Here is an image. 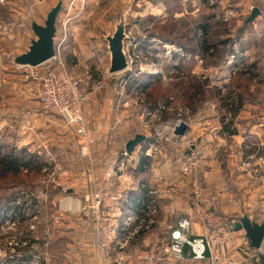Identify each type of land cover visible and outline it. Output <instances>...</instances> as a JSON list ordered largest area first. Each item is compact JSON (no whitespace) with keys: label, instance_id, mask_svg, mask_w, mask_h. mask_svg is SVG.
<instances>
[{"label":"rangeland","instance_id":"obj_1","mask_svg":"<svg viewBox=\"0 0 264 264\" xmlns=\"http://www.w3.org/2000/svg\"><path fill=\"white\" fill-rule=\"evenodd\" d=\"M58 1L0 0V146L15 147L17 150L26 148L28 152L36 155L37 161L46 163L41 170H37L35 167L29 173H27L28 170H22L18 180H27L28 184L20 182L19 185H10L5 189H0V196L13 191L18 192L19 195H22L23 192L28 193L25 198L16 197L14 200L15 204L26 202L28 207L23 217L18 215L17 218L11 220L13 210L0 211V264H12L11 260L16 261L15 264H35V262L27 263L24 260L27 257L21 255L17 249L19 237L25 230H31V238L37 240L32 245L34 253L31 258L37 254L45 260V264H71V252L79 250L85 262L88 260L84 257L86 255L92 264H96V262L102 264L101 260L100 262L97 260L96 236L74 229L75 226L84 228L85 225L91 227L96 224L92 217L84 214V210L86 212L88 210L87 197H93L96 193L103 194L96 188L98 179L94 182H86V175L89 176V171L93 172V169L89 168L91 167L90 161L77 153L78 138L75 132H65L62 126L64 122L61 121L60 116L46 110L42 103L33 96L30 87L32 78H27L31 75V70L25 71L26 68H20L14 62L15 57L26 52L31 40L36 38L31 29L32 20L44 24L48 13L57 5ZM257 1L211 0V4L217 5L216 12H220L219 15L230 22L227 25L231 31L229 34H236L237 29L250 15L251 8L258 7L261 11L264 9V5L258 4ZM168 2L169 6L156 0H63V7L56 24L57 55L66 62L69 70L75 76L84 81V86L90 90L94 87V83L104 79L108 72L110 57L106 36L114 33L122 15H125L128 35L125 41L126 51L127 55H132L135 60L133 65L129 66V69L130 67L132 69L106 77L104 88L97 91L101 93L98 95L101 102V99L105 101L107 98L105 110L111 111L113 105L119 101H136L144 98V95H140L137 91L133 95L127 90L125 77L126 74L130 78L135 77L138 75L140 67L145 68L149 61L155 63L158 68L157 74L166 86H171L183 79V86L188 87L192 84L199 65L203 66L207 76L216 79L215 73H219L218 68L224 65V62H218V59L213 55L202 57L199 51L193 52L173 42L161 41L157 35L151 39V43L149 42V47L152 50H147L145 53L139 49V44L136 42L138 37H147L151 30H154L155 34H159L158 26L167 24L170 29L173 26L177 30L179 29L180 34L185 35V38L190 41V45H195L194 35L197 42L201 30L198 32L195 27L198 20L209 12L208 9L201 7V0H168ZM150 17L154 18L151 23H148L147 20ZM263 29V25L257 24V19L249 23L244 33L245 36L241 39L242 44L237 45V49H235L244 52V47H246L247 53L253 54L252 60L249 58L248 62L255 60L259 62L264 58ZM221 37L223 36H218V38ZM215 38L216 36L213 37L214 40H216ZM172 45L182 48L186 56H181V52L173 54V56L169 55L167 51ZM53 62L54 58L34 67L33 71L40 70ZM181 64L184 65L183 72L177 69ZM230 81L231 79L227 83ZM224 91L227 93L226 88ZM245 100L249 101L248 98ZM186 103L184 96L173 99V105L176 106L178 113H183L186 108L191 109ZM215 108L220 109L219 114L223 113L224 120L230 119V112L219 100V97H212V100L202 102L197 110L206 112ZM121 110L124 111L125 116H135L136 119L133 128L125 124L126 132L135 129L137 135L149 132L150 128L153 129L152 126H156L157 116L151 117L145 113L146 109L141 102L139 105L131 103V107L123 106ZM190 114V117L194 116L192 112ZM148 117L150 118L147 119ZM180 117L182 115H179L174 121H178ZM145 121H149V123L143 125ZM104 141L109 148V139ZM118 145L120 144L114 145L115 149L111 150L112 154L123 147V144L119 147ZM176 148L187 150V148L181 149L178 146ZM105 155L104 160H108L109 154L106 152ZM221 155H224L223 151L218 154V157ZM12 178L15 176L8 179ZM193 200L199 207L197 200L190 196V201L193 202ZM59 212L64 213L65 217L62 222L56 223L55 217L59 215ZM4 215L6 220L3 218ZM216 216L219 218L221 226L231 220L219 214ZM21 218H25L24 221H20ZM224 230L225 227L208 234V237L215 240V249L220 253V256L223 251L216 241H221ZM84 235L89 239L83 244ZM149 236L153 239L150 241L151 244L160 241L157 240V237L165 239L167 234L154 232ZM137 238L135 237L130 244L126 256L130 257L131 246L137 245L138 251H142L143 254L150 247L149 244L140 248V241ZM236 239L242 241V236L237 237L236 235ZM229 247L231 248V245ZM228 250L232 252L231 249L228 248ZM107 253L114 257L115 251Z\"/></svg>","mask_w":264,"mask_h":264},{"label":"crops","instance_id":"obj_2","mask_svg":"<svg viewBox=\"0 0 264 264\" xmlns=\"http://www.w3.org/2000/svg\"><path fill=\"white\" fill-rule=\"evenodd\" d=\"M258 1L264 5V0ZM257 24L264 26V9H262V14L257 18ZM241 44L242 40L239 42V45ZM236 51L238 52L237 60L234 64L238 63L237 67L242 66L239 65L242 63L241 59L247 60V62L249 58L252 60L253 54H248L246 47H244V52ZM263 60L259 61L257 67L253 70L258 75L250 83V91L257 92L258 102L253 103L245 100L240 111L235 116L233 115L230 119L226 120L222 118L223 113L222 115L219 114L220 109L217 110L216 108L206 112H200L196 109L193 112L194 116L188 119L186 134L196 136L198 138V146L209 144L212 147L227 150L226 152L223 150L224 155L218 158L208 159L196 174L188 177H182L179 174L177 165L173 161V157L181 151H185V149H182V147H179L182 150L176 148L177 145L173 142H164L156 134L157 128L160 126L163 128L164 134L168 136L175 134V130L173 132L172 129L174 121L157 123L155 124L156 126H152L153 133L152 131L142 133L149 142L145 152L149 158V162L143 173L137 174L133 172L138 164L139 154L143 151V146L140 144L129 157L128 166L124 170H115L109 176L108 172L112 170L113 161L120 157L121 153L126 150L127 142L134 138L137 133L135 129L134 131L126 132L125 129L127 128L125 124L133 128L136 119L134 118L135 116L130 115L127 117L123 114L124 111L121 110L123 104L120 101L113 105L112 108L110 107L111 111L105 110L107 98H105V101L101 99V102L98 98V95L101 93L93 92L91 100L84 109V113L91 120L92 126L99 131V141L93 147L92 157L88 160L91 166L89 168L93 169V172L91 171V173L88 170L89 176L86 175L85 180L89 183L98 179L96 188L104 194L102 204L103 219L99 223V226L96 224H93L91 227L85 225L84 228L75 226L76 228L74 229H79L85 234H94L97 242L99 238L105 239L114 226H117L118 232H121L120 225L126 217L141 214L145 207L150 206L157 210L155 214L156 222L152 225L151 229L144 230L138 235L140 248L148 246L150 241L153 240L149 236L150 233L156 232L168 235L170 227L180 215L188 216L192 220V234L200 236L208 235L210 229L206 218L200 214L201 209L196 206L195 201H190V196L194 197L193 188L197 186V183H202L206 186L209 194L216 200L217 204L213 209L215 214H219L226 219L234 218L237 220L244 215H248L252 221L264 223ZM223 62L222 68H218L219 73H215L218 81L208 76L210 77L208 86L223 85L233 78L229 69L236 67L225 66V59ZM195 75L200 80L203 76L207 77L202 65L198 66V71H196ZM99 110L100 112L98 113ZM61 121L63 122V120ZM230 121H232L231 126L227 127L226 125ZM146 123L148 124L149 121H145L143 125H146ZM62 126L65 132L73 131L65 123ZM107 138L109 139V148L104 141ZM116 143L123 144V147L112 154L111 150L115 149L113 147ZM76 149L78 151V148ZM232 151L234 154L231 153ZM106 152L109 154L108 160H104ZM95 171L96 173H94ZM169 185L173 189V193L170 195L165 191V188ZM112 195L117 196L118 199L116 201L111 199L109 196ZM73 208L75 209L76 205ZM236 235L237 237H243L245 236V232L241 231L235 234L234 239L229 243L231 250H236L240 247L241 240L236 239ZM83 237H85L82 241L84 244L89 238H86V235ZM115 237H119V233L115 234ZM161 239L164 238L157 237V240ZM113 247L114 244L111 248ZM130 250L131 254L127 259L128 263L142 264L144 254L142 251H138L137 245L131 246ZM135 250L137 251L136 253L133 252ZM188 252L189 249L186 248L185 253L188 254ZM84 257L88 259L86 264H92L90 258H87L86 255ZM97 260L98 262L101 260L99 249ZM96 264L98 263L96 262ZM201 264H211V262L208 259L206 262H201Z\"/></svg>","mask_w":264,"mask_h":264},{"label":"built area","instance_id":"obj_3","mask_svg":"<svg viewBox=\"0 0 264 264\" xmlns=\"http://www.w3.org/2000/svg\"><path fill=\"white\" fill-rule=\"evenodd\" d=\"M57 45L56 55L52 64L36 71H33L34 67L32 66L19 64H17V66L23 69L26 68L24 69L25 71L31 70V75L27 76V78H32L30 84L31 93L42 103L46 110L58 114L63 122L73 129L78 138L79 155L90 160L92 157V149L99 141V131L92 126L90 120L85 116L84 109L91 100L93 91L97 92L104 88L105 78L109 75L106 74L104 79L95 82L94 87L90 90L88 87L84 86V81L82 79L75 76V74L69 70L66 62L58 57ZM167 52L172 56L180 52L181 56H186L182 48L174 45L168 48ZM128 58L129 64L132 66L135 59H133L132 55H129ZM236 60L237 52L228 54L225 58V66H233ZM130 69H132V67H130ZM157 69L155 63L149 61V63H146L145 68L140 67L138 74L149 73L154 75L158 73ZM239 69L240 67H231L229 71L231 75H233ZM232 95L231 99L237 100V93H233ZM142 101V99H137L136 101L125 100L121 102L123 106L126 107L131 106V103L139 105V102ZM190 112H192L191 109L186 108V110L183 111L185 115L180 112L178 113V116L182 115V117H180L178 121L173 122V132L182 122L188 125V118H190L191 115ZM229 112V116L232 117L233 114L231 111ZM147 113L151 117L157 115L156 111H147ZM156 134L166 142H173L178 147L187 148L186 151L176 154L173 157V161L177 165L178 172L182 177L196 174L208 159L217 158L218 154L223 150H225V152L227 151L226 149L222 150L218 147H212L211 145L198 146V141L195 136H189L187 134H183L182 136L176 134L168 136L164 134L162 126L157 128ZM231 153L234 154L233 151ZM130 156L131 155L124 150L120 157L113 161L112 170L108 172V175L111 176L115 170H124L128 166V159ZM165 191L168 195L173 193V189L170 185L165 188ZM193 195L201 209L200 214L207 220L210 232H216L218 229L225 227L224 232H222L223 238L220 242L216 241L219 243V247L223 251V254L220 256L215 249V240L212 237H208V235L200 236L192 234V220L188 216L180 215L170 227L169 234L164 240L150 244L148 250L144 252L142 264H201V262H206L208 259L211 264H264V244L260 248H252L246 236L242 237L239 248L236 250L233 249L232 252L228 250L229 242L234 239L237 232H241L235 231L234 229L238 220L233 218L227 221L226 224L220 225L219 218L213 211L216 200L209 194L206 186L202 183H197V186L193 188ZM103 197L104 194L96 193L93 197L86 198L89 205L87 212L84 210V214L92 217L97 226H99V223L103 219ZM109 197L115 201L118 199L117 196L113 195ZM202 208H205V210H202ZM156 213L157 210L154 207L147 206L143 209L141 214L126 217L124 222L120 225L121 232H118V227L114 226L105 239L99 238L97 246L100 251L102 264H130L127 261V249L134 238L138 237L142 231L151 229L152 225L156 222ZM64 217V213L59 212V215L55 217V222H62ZM118 233L119 237H115V234ZM113 244L114 247L111 248ZM186 248L189 249L188 254L185 253ZM112 251H115L114 257L107 253ZM24 260L27 263L35 262V264H42V261H45L37 254L30 259L26 258ZM70 263L86 264L79 250L71 252Z\"/></svg>","mask_w":264,"mask_h":264},{"label":"trees","instance_id":"obj_4","mask_svg":"<svg viewBox=\"0 0 264 264\" xmlns=\"http://www.w3.org/2000/svg\"><path fill=\"white\" fill-rule=\"evenodd\" d=\"M156 1L163 2V5L165 4V6L170 5L168 0ZM257 2L258 4H262L260 1ZM201 7L208 9L209 12L203 15L196 24L195 29L197 28L198 32L201 30V34H198L197 42L196 36L194 35V46L189 44L190 41L185 38V35L180 34L179 29L177 30L174 26L170 29L169 25L167 24L158 26L160 31L159 34H155L154 30H151L147 37H138L136 42L139 44V49H142L145 53L147 50H150L151 47H149V42L151 43V39L157 35L161 41L163 40L165 42H173L193 52L199 51V54H201L202 57L213 55V57L218 59V62L224 61L226 55L236 51L235 49L237 45L239 46V42L243 38L249 24H245V21H243V24L237 29L236 34H229L231 31L227 28V25H229L230 22L224 20V18L219 15L220 12H216L217 5L211 4V0H201ZM153 18L154 17H150L147 22L151 23ZM215 32L216 34H214ZM214 36H216V40L213 39ZM218 36L223 37L218 38ZM240 61H242V63L239 64L242 65L241 68L233 74L234 76L229 83H225L223 85L208 86L210 83V77L203 76L201 80L200 78L194 77L192 84H190L188 87L183 86V79L173 83L171 86H166L162 83L159 74L152 75L149 73L138 74L132 78L126 74L125 82L127 85V90L131 94L135 95V91H137V93H140V95H144L141 104L143 105L144 109H146L145 112H157L156 124L173 122L178 117L176 106L173 105V99L178 97L183 98V96L184 100L187 101V106L191 108L192 113L198 109L202 102H206L208 100L210 101L212 100V97H219V100L222 101L226 108L235 116L243 107L245 98H248V100L253 103L258 102L257 92L250 91V83L252 79L258 75L257 72L253 71L257 67L258 60H255L251 63L247 62V60L244 61V59H241ZM237 66L238 63L233 64V67ZM183 68L184 65L181 64L177 69L180 72H183ZM224 88L227 89V93L224 91ZM233 93H237V100L231 99ZM231 123L232 121H230V123L226 126L230 127ZM151 131L153 133V129H151ZM148 144V140L141 144L143 146V151H141L139 154L138 164L136 169L133 171L134 173H143L145 168L148 166L149 158L145 154L146 146ZM45 165V162L37 161L36 155L28 152L26 148L17 150L15 147L1 145L0 189H5L10 185H19L18 183L20 182L26 183L27 180H18V176L20 173H22V170H28L27 173H29L33 167L37 168V170H41ZM11 176H15V178L8 179ZM27 195L28 193L26 192H23L22 195H19L18 192L16 193V191L2 194L0 196V206H4L2 208L0 207V211L13 210V214L10 217L11 220L17 218L18 215L23 217L28 207L26 202L15 204L14 200L16 197L25 198ZM11 203L13 204L11 205ZM3 218L4 220L7 219L5 215ZM24 219L25 218H21L20 221H24ZM31 233V230H25L22 236L19 237V242L17 245L18 252H20L24 257H27V259H30L34 253L32 245L34 242H37L36 239L31 238ZM11 261L12 264L16 263V261ZM42 264H45V261H42Z\"/></svg>","mask_w":264,"mask_h":264},{"label":"water","instance_id":"obj_5","mask_svg":"<svg viewBox=\"0 0 264 264\" xmlns=\"http://www.w3.org/2000/svg\"><path fill=\"white\" fill-rule=\"evenodd\" d=\"M62 7L63 0H59L57 5L48 13L44 24L32 20L31 29L36 38L31 40L29 49L26 52L15 57L14 62L16 64L36 67L55 57L57 36L56 24ZM261 14L262 11L260 8L254 7L245 20V24L252 23ZM127 38L125 15H122L120 22L116 25L114 33L106 36L110 57L108 75L123 73L129 69L130 64L125 42ZM187 127L188 125L185 122L180 123L175 128V134L182 136L185 134ZM144 141H146V136L137 134L127 142L126 151L131 155L136 147ZM234 229L235 231L245 232L246 238L250 241V247L260 248L264 244V223L252 221L248 215H244L236 222Z\"/></svg>","mask_w":264,"mask_h":264}]
</instances>
